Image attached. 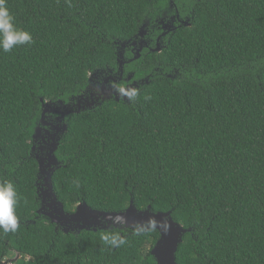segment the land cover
Masks as SVG:
<instances>
[{
	"label": "trees",
	"instance_id": "trees-1",
	"mask_svg": "<svg viewBox=\"0 0 264 264\" xmlns=\"http://www.w3.org/2000/svg\"><path fill=\"white\" fill-rule=\"evenodd\" d=\"M172 1L7 0L32 42L0 47V182L18 195L0 264L18 254L7 264H156L158 229L67 233L40 214L32 146L42 99L76 104L92 74L119 71L140 31L177 13L188 24L161 50L124 64L141 80L130 99L66 115L54 190L70 212L123 211L132 199L171 211L192 228L179 264H264V0Z\"/></svg>",
	"mask_w": 264,
	"mask_h": 264
},
{
	"label": "water",
	"instance_id": "water-1",
	"mask_svg": "<svg viewBox=\"0 0 264 264\" xmlns=\"http://www.w3.org/2000/svg\"><path fill=\"white\" fill-rule=\"evenodd\" d=\"M171 5L173 1L170 0ZM145 31H140L143 35ZM132 44H136L133 41ZM125 45V43L123 44ZM160 50V49H159ZM87 100L94 101L92 98L86 97ZM42 120H44L46 112H58V122L54 131H50L49 135L42 136V144H35L32 150L35 151V158L39 162L38 173V195L42 201V205L38 212L48 217L51 222L56 224V229L61 228L64 232H81L82 230H98V229H158L160 232L159 239L153 247L151 253L156 260V264H179L176 259V253L179 245L183 241V236L192 228H185L178 223L172 216L171 211H153L151 207L146 209H138L131 200L130 206L123 211H104L94 209L87 202H81L77 205L73 212L65 209L64 202L58 197L54 190L53 173L60 166V161L56 156V150L60 145V141L68 129L65 120L66 115L73 112L91 108L85 107L81 100L78 99L76 104L64 103L62 101L49 102L43 100ZM93 102H89L88 106H95ZM41 126L37 127L34 136V142L40 134ZM45 140V142H44ZM20 257L17 255L16 259Z\"/></svg>",
	"mask_w": 264,
	"mask_h": 264
},
{
	"label": "flooded vegetation",
	"instance_id": "flooded-vegetation-1",
	"mask_svg": "<svg viewBox=\"0 0 264 264\" xmlns=\"http://www.w3.org/2000/svg\"><path fill=\"white\" fill-rule=\"evenodd\" d=\"M182 23L188 24V21L187 19L181 18L179 13L171 15V17L167 15L163 19L157 20V23L152 25L151 31H145L144 34L140 36L138 40L139 42L136 41V44H133L134 47L131 46L132 44H129L130 48L128 49H130L131 52L136 53V55L126 59L125 55H123V53H127L124 48L120 55L121 59H119V71L114 72L109 69L108 71L92 74L87 91L80 95L82 97H79L78 99L81 100L85 107H92L88 106L89 102L97 104L100 100L111 98L116 95L117 97L123 96L124 98L130 99L135 92V88L141 83V80L135 78L133 70L127 69L126 65L128 61H132L135 57H138L140 51L144 48L161 50L162 43H164L167 33H171V29L175 30L176 27ZM157 29L160 31L156 32ZM154 36H156V39H154ZM152 43L155 44V47L151 46ZM124 64H126L125 67H123ZM86 97L92 98L94 101L87 100ZM58 117V112H53V110L46 112L44 120L48 121V124H45L42 120V125L39 128L40 134L35 141L36 148L38 145L42 144L43 135L47 137L50 131L55 130ZM46 129H49L50 131L47 132Z\"/></svg>",
	"mask_w": 264,
	"mask_h": 264
},
{
	"label": "clouds",
	"instance_id": "clouds-1",
	"mask_svg": "<svg viewBox=\"0 0 264 264\" xmlns=\"http://www.w3.org/2000/svg\"><path fill=\"white\" fill-rule=\"evenodd\" d=\"M31 42V33L17 28L15 18L7 7V0H0V47L8 52L16 45ZM17 204L18 195L14 184L8 180L0 182V226L5 231H14L17 227Z\"/></svg>",
	"mask_w": 264,
	"mask_h": 264
},
{
	"label": "rangeland",
	"instance_id": "rangeland-1",
	"mask_svg": "<svg viewBox=\"0 0 264 264\" xmlns=\"http://www.w3.org/2000/svg\"><path fill=\"white\" fill-rule=\"evenodd\" d=\"M14 259H16V257H13V258H9V259H7V260H5V263L7 264V262H12Z\"/></svg>",
	"mask_w": 264,
	"mask_h": 264
}]
</instances>
